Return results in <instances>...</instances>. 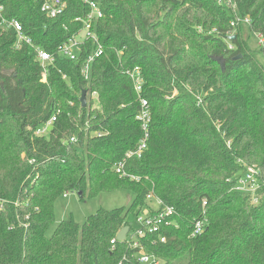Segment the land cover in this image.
Masks as SVG:
<instances>
[{"label": "trees", "instance_id": "1", "mask_svg": "<svg viewBox=\"0 0 264 264\" xmlns=\"http://www.w3.org/2000/svg\"><path fill=\"white\" fill-rule=\"evenodd\" d=\"M64 1L63 14L48 18L39 0H0L1 16L31 39L16 49L0 22V264H138L130 239L149 194L161 202L150 213L174 210L169 225L137 239L160 264H264V43L249 47L254 35L264 38V0H234L235 12L214 0H89L102 17L92 25L101 55L88 79L80 71L98 45L86 41L76 60L57 49L80 33L75 19L89 7ZM36 48L53 63L42 68ZM135 67L140 96L127 76ZM140 98L148 141L126 160L130 179L115 167L143 135ZM252 167L255 192L237 190ZM119 189L133 193L127 209L62 221L46 236L61 195ZM202 219L205 230L192 237Z\"/></svg>", "mask_w": 264, "mask_h": 264}, {"label": "built area", "instance_id": "2", "mask_svg": "<svg viewBox=\"0 0 264 264\" xmlns=\"http://www.w3.org/2000/svg\"><path fill=\"white\" fill-rule=\"evenodd\" d=\"M41 3V12L48 18H56L57 16L63 14L66 2L64 0H39ZM217 5L230 10L232 12H235L236 5L234 3V0H214ZM84 3L88 4L89 7V13L85 19L77 18L75 21H81L82 23V29L80 33L77 35L72 36L69 38L65 43L60 45L57 49L58 55L63 56L64 58H67L69 60H76L78 54L82 52V47L84 46L86 41H90L93 45H98V39L95 33L92 30V25L94 22H96L98 19L102 17V12L99 9L98 5L90 2L89 0H83ZM2 8L0 7V22L1 25L5 28L12 29L16 36V41L14 47L16 49H19L23 44L29 45L31 43V39L28 37H25L22 31L21 25L16 20H10L6 21L1 16ZM243 23V24H249V19L246 17L243 20L237 19L236 22L232 20L230 22L231 28H235L237 25L236 23ZM228 36H233V32L229 33ZM256 40V45L260 46L264 43V38L260 35H254ZM229 41V39H227ZM229 49H232V46H228ZM36 55V61L40 64L42 68H45L47 65H50L53 63V56L41 49L36 48L35 50ZM101 55V47L98 45L97 51L92 53L84 62L83 67L80 71L82 77L84 79H88L89 74V65L90 63L97 57ZM128 78L131 80L133 89L136 92L138 96H140L142 92V76L140 73L139 68L135 67L134 69L127 72ZM42 82H45V75L42 77ZM89 99L93 102H96L97 95L95 92H92L89 94ZM150 118L149 108L147 105V102L140 98V111L136 117V119L139 121L141 125L142 130V137L138 142V145L136 147L135 151L128 152L125 156V159H123L116 167L115 172L121 176V177H127L130 179H134L132 176L127 174L124 171L126 160L131 158L132 156L140 157L141 154L146 150L147 148V141H148V123ZM56 120V117L53 115L51 119L45 123L41 128H39L35 135L42 136L45 135L52 123H54ZM71 142H73V139H71ZM256 169L255 167L249 168L247 170V175L245 178L241 179L239 181L240 186H236L237 190L240 191H247L250 193H254L256 190V179H255ZM138 181V179H135ZM65 197V194L63 195ZM153 199L157 202V205L159 206L161 202L152 196V194H149L146 196V199ZM253 201H256L254 198ZM204 206V205H203ZM157 210V209H156ZM147 214L139 215L135 222V230L133 235L131 236V243L134 248H137V256L136 260L138 264H160V262L153 256L147 255L144 250L142 249V246L138 243L137 239L144 237L146 234H154L159 232L162 225H169L168 218L171 217L174 213L173 208L166 207L162 211L158 213H150L149 209L147 210ZM157 212V211H156ZM207 221L205 219L198 220L193 224L192 230H191V236H198L200 235L206 227ZM134 226V225H133ZM126 239V238H125ZM161 243H164L165 238L162 237L159 239Z\"/></svg>", "mask_w": 264, "mask_h": 264}, {"label": "rangeland", "instance_id": "3", "mask_svg": "<svg viewBox=\"0 0 264 264\" xmlns=\"http://www.w3.org/2000/svg\"><path fill=\"white\" fill-rule=\"evenodd\" d=\"M256 46V40L251 38V40L249 41V47L254 49L256 48ZM258 58L264 65V59L259 56ZM95 104L96 103H94V106ZM152 196L155 197L154 195ZM133 197L134 196L132 192L123 189L104 192L90 198L85 196L83 200L80 199V196L79 194H77V192H68L65 194V197L61 195L54 203V221L53 224L47 229L46 236H51L57 225L62 221L72 220L73 222L81 225L86 222L89 216L95 214L98 210L110 211L118 208L127 209L131 204ZM145 201L148 207L154 210L158 208L157 202L154 200V198H145ZM148 207L143 208L142 212L139 215L147 214ZM133 225V228L135 230V222L133 223ZM127 235L128 232L126 236Z\"/></svg>", "mask_w": 264, "mask_h": 264}, {"label": "water", "instance_id": "4", "mask_svg": "<svg viewBox=\"0 0 264 264\" xmlns=\"http://www.w3.org/2000/svg\"><path fill=\"white\" fill-rule=\"evenodd\" d=\"M233 39V37H231ZM80 103L82 105V107L86 106V91H82L81 92V96H80ZM129 228L128 227H124L122 228L118 234L116 235V240L117 241H124L125 240V236L128 232Z\"/></svg>", "mask_w": 264, "mask_h": 264}]
</instances>
